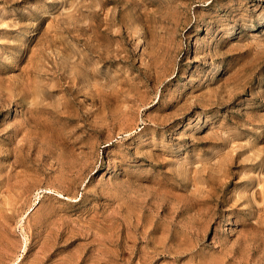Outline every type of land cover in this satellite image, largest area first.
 <instances>
[{"label":"rangeland","instance_id":"obj_1","mask_svg":"<svg viewBox=\"0 0 264 264\" xmlns=\"http://www.w3.org/2000/svg\"><path fill=\"white\" fill-rule=\"evenodd\" d=\"M0 264H264V0H0Z\"/></svg>","mask_w":264,"mask_h":264}]
</instances>
